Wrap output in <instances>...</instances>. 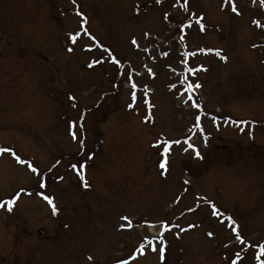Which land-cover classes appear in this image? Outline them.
Segmentation results:
<instances>
[{
	"label": "rangeland",
	"instance_id": "1",
	"mask_svg": "<svg viewBox=\"0 0 264 264\" xmlns=\"http://www.w3.org/2000/svg\"><path fill=\"white\" fill-rule=\"evenodd\" d=\"M234 3L0 0V264L264 261V7Z\"/></svg>",
	"mask_w": 264,
	"mask_h": 264
},
{
	"label": "snow or ice",
	"instance_id": "2",
	"mask_svg": "<svg viewBox=\"0 0 264 264\" xmlns=\"http://www.w3.org/2000/svg\"><path fill=\"white\" fill-rule=\"evenodd\" d=\"M73 2H74V0H73ZM155 2H156L157 4H159V3H161V0H155ZM228 2H229V0H225V3H228ZM253 2H255V0H253ZM260 3H261V6L264 7V0H260ZM184 10H185V11H188V8H187V0H184ZM231 10H232V12L236 13L237 15H239V12H238L237 9H236V6H235V3H234V0H232ZM77 14L80 15V13H77ZM193 15H195V14L193 13ZM202 20H203V17L201 16V17H199V18L196 20V23L199 24V26H200V30H201V31H204V27H205V26H204V24L201 22ZM252 22H253L254 24H256L257 26H260V22H259V21H257V20H253ZM145 35H147V33H145ZM72 39H73V41H75V37H74V36L72 37ZM182 39H183V37H181V40H182ZM131 44H132V45H137V40H136L135 38H132V39H131ZM97 46L100 47V45H97ZM137 46H138V45H137ZM71 50H72V49H69V51H71ZM105 51L108 52V55L111 57V62H112L113 64H116V65H119V64H120V61H119V60H118V59H117V58H116V57H115L110 51H108V49H105ZM200 51L203 52L204 49H200ZM216 54H217L218 56H220V59H222V60H226V59H227L225 56H222V55L220 54V51H218V50H217ZM97 62H99V61H97ZM91 66H92V65H89V67H91ZM196 70H197V69H189V71H191L193 74L195 73ZM149 72H151V69H149ZM131 87H132L133 89H135V88H136V84H135V83H132ZM171 87H175V85H172ZM199 87H200V84H199V83H195V84H191V83H189V84H188V87H187V91H192V90H194L195 88H199ZM132 99H133V101H135V99H136L135 92L132 93ZM145 102L147 103V101H145ZM132 106H133L132 104H129V105H128L129 108H131ZM193 106H194V107H199V105H193ZM146 119H148V118L146 117ZM196 120H197V127H199V117H196ZM243 123H246V122H243ZM241 131H243V129H241ZM71 135H72V139H74V140H78V143L80 144V146H81V147H84V140L79 139V137L76 135L75 132H72ZM249 135L251 136V132L249 133ZM172 143L179 144L180 141L177 140V141H173ZM184 143H186V144L188 145V147L185 148L184 151H188L189 149H192V151L194 152L195 156H196L197 158H200V152H199V150H197V149L195 148V146H194L193 144L189 143L187 140H185ZM154 146H155V145H154ZM163 148H164V151L161 153V156H163L164 159L159 160V161H158V164H159V168H160V169L166 171V170H167V165H168L167 155H168L169 150H170L168 142H165V144L163 145ZM5 151H9V150H8V149H0V152H5ZM17 159H19V157H17ZM89 159H91V157H89ZM29 167H31V165H29ZM71 167H72L73 170H77V175H78L80 181L83 182L84 187H85V188L89 187V184H88V182H87V180H86V178H85L84 172H83V169H84L85 165H83V164L79 165V169H78L77 164H72ZM31 170H32V172H34V173L37 171L36 168H34V167H31ZM161 174H163V172H162ZM184 183L187 184V183H189V181L186 180V181H184ZM40 187H41V188L45 187V184H44L42 181H41V183H40ZM19 195H20L19 192L15 193L14 196H13L12 198H10V199L4 201L3 203H0V207H3L4 204H6V205H7V210H8L9 212H11L12 209H13V205H14V203H15V199H16V197H18ZM43 198L47 201V203H48L49 205L52 206V208H51V212H52V214H53V215H56V214H57V207H56L55 204H54V199H53L52 197H49V196H44ZM212 209H213V212H212L213 215H219V212H218V210L216 209V207H215L214 204L212 205ZM122 219H127V217H122ZM229 219H231V218H229ZM232 223L235 224V221H232ZM181 231H184V229H181ZM231 231L237 233V235H236V239H237V240H240V235H239V233L237 232V229H236L235 227H232V228H231ZM209 235H212V233H209ZM146 243H147L148 245H152V241H151V240H147V239H146ZM144 248H145V244L142 243V244H140L139 248H137L136 250H137V252L143 253ZM151 250H152L153 252H155V251H157V248H156L155 246H153ZM158 250H159V254H160V259L163 261L164 258H165V247L163 246V243H161V246L159 247ZM261 254H264V247L261 248ZM88 259L91 260L92 258H91V257H88ZM256 259H257V261L259 262V264H264V261H261V260H260V256H259V255L256 257ZM125 264H126V262H125ZM233 264H235V262H233Z\"/></svg>",
	"mask_w": 264,
	"mask_h": 264
},
{
	"label": "water",
	"instance_id": "3",
	"mask_svg": "<svg viewBox=\"0 0 264 264\" xmlns=\"http://www.w3.org/2000/svg\"><path fill=\"white\" fill-rule=\"evenodd\" d=\"M43 231L42 230H39L38 233L41 234Z\"/></svg>",
	"mask_w": 264,
	"mask_h": 264
}]
</instances>
